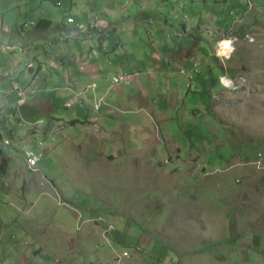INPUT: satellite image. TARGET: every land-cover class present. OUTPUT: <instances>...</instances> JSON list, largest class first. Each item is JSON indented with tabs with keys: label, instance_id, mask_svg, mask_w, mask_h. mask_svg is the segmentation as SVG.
<instances>
[{
	"label": "rangeland",
	"instance_id": "rangeland-1",
	"mask_svg": "<svg viewBox=\"0 0 264 264\" xmlns=\"http://www.w3.org/2000/svg\"><path fill=\"white\" fill-rule=\"evenodd\" d=\"M59 2L0 0V27L146 17L151 35L0 47V264H264V0H152L143 16L138 0ZM59 52L78 58L55 69Z\"/></svg>",
	"mask_w": 264,
	"mask_h": 264
},
{
	"label": "crops",
	"instance_id": "crops-1",
	"mask_svg": "<svg viewBox=\"0 0 264 264\" xmlns=\"http://www.w3.org/2000/svg\"><path fill=\"white\" fill-rule=\"evenodd\" d=\"M150 1H152V0H138V2H137V4H136V6L137 7H139V9H140V11L139 10H137V7L136 8H132V12H133V14L135 15V16H137L138 14V16H143L144 14H145V10H147L148 8H149V6H150ZM129 2H130V0H129ZM178 5H179V2H178ZM120 6H124V4H122V5H120ZM179 6H181V5H179ZM115 21H113V20H104V19H99V25H94V26H96V28L98 29V31H97V29H96V31H94V33L97 35H100L101 37H102V42L100 43V46L102 47V46H107V44H105L104 45V41L107 39V35L108 34H111V33H115L117 36H118V33H123V35H126V37H130V36H134L135 35V33H134V31H136L137 33H138V35H143V36H148V35H151L150 33H149V31H147L146 29H145V25H146V23H150L151 21L150 20H148L146 17H143V19H141L140 17L138 18V20H133V19H129L128 20V23H126V24H122V21H118V20H116L117 19V17L116 18H113ZM64 22V21H63ZM67 22H69V21H67ZM30 23L31 24H33V22L32 21H30ZM65 23V22H64ZM70 23H74V19H73V21L72 22H70ZM181 27H182V29H183V31L184 32H187L189 29H186V24H187V22H185L184 20H182L181 22ZM67 25H68V27H70L69 26V23H66ZM165 24H167V22H165ZM99 26H100V28H99ZM1 28H3V27H1ZM82 31L84 30L83 29V27L81 26V27H79ZM3 29H5V28H3ZM76 29L77 28H74L73 29V32H71V33H69L70 35H77L76 34ZM104 30L103 32H105L104 34H103V32L101 31V30ZM119 30H120V32H119ZM119 37H120V35H119ZM124 40H123V36L121 37V38H118V42H116V46H111L112 47V49H113V51H115V47H117V48H119L121 45H123L124 44V42H123ZM6 49H8L9 51H10V54H12L14 51H15V49H19L20 51H24L25 49L24 48H21V47H5ZM89 48H90V50L92 51V49H93V46H89ZM48 53V52H47ZM60 54L62 53V52H59ZM116 53V52H115ZM62 55V54H61ZM59 56V58H63V57H65V58H67V55L65 56V54L64 55H62V56ZM153 55H154V58L155 59H157V58H159L160 57V54H158V52H153ZM74 56V55H73ZM72 56V57H73ZM189 55H185V58H189L188 57ZM75 58H78V57H74L73 59H75ZM184 58V60L186 61V59ZM37 59V58H36ZM71 58H67V60L69 61ZM73 59H71L70 60V62L68 63V62H66L65 60H64V58H63V60H62V62H61V64H60V66H57L56 65V63L58 62V59L56 58V60H57V62H53L52 64L55 66V69H59V68H66V67H68L69 65L68 64H71L72 63V60ZM20 61L21 60H23V58L21 57L20 59H19ZM39 62H42V61H40V60H38V66L35 68V66L33 65V63L31 62V61H29V63L27 64L28 66L30 65L31 66V68H29V71H30V74H31V78H30V80H31V82L33 81V79L34 78H37L38 77V75H39V73L40 72H42V64L40 65L39 64ZM73 65H75V64H73ZM77 65L79 66V68H82L81 67V65L83 66L84 64H80V61H77ZM29 66V67H30ZM83 69L84 68H82V69H79V71H83ZM85 73V72H84ZM20 75H21V72H20V74L17 76V78H18V80L20 81ZM33 75V76H32ZM80 78V77H79ZM15 84H16V86L18 85V81L17 80H14L13 81ZM19 84H20V82H19ZM89 85V84H88ZM13 88H16V87H14L13 86ZM51 100H49V99H45V98H39V99H35V101H34V104L36 105V107H39V105H46V107H48V106H50V109L48 110V111H51V107L53 106L52 105V103L50 102ZM69 105V103L67 102V104L65 105H63L64 107H67ZM49 113V112H48ZM52 116V115H51ZM57 118H59V117H57ZM73 120L72 121H70L71 122V124H79V121H77L76 119L77 118H72ZM63 120H68V119H63ZM71 120V119H70ZM81 120V119H80ZM25 161H26V159H25ZM27 162V161H26Z\"/></svg>",
	"mask_w": 264,
	"mask_h": 264
},
{
	"label": "trees",
	"instance_id": "trees-1",
	"mask_svg": "<svg viewBox=\"0 0 264 264\" xmlns=\"http://www.w3.org/2000/svg\"><path fill=\"white\" fill-rule=\"evenodd\" d=\"M55 4H60L59 0H51ZM68 17V16H67ZM67 22H59L56 25L52 26L51 21L48 18L41 17L39 18L35 24L34 27L29 31L25 30L23 25H20L18 27H13L10 29H3L0 27V47H21L26 48V40L37 37V38H47L48 33L54 32L62 34L63 32H67L68 34L73 32V29L68 27L66 24ZM77 35H87V34H93L94 31H96V28L92 25H88L86 30H81L80 28L76 29ZM14 81V80H13ZM12 81V86L16 87V84ZM1 139V136H0ZM3 150L0 148V171L5 173L6 168L8 166V159L4 157ZM23 156V154H22Z\"/></svg>",
	"mask_w": 264,
	"mask_h": 264
},
{
	"label": "built area",
	"instance_id": "built-area-1",
	"mask_svg": "<svg viewBox=\"0 0 264 264\" xmlns=\"http://www.w3.org/2000/svg\"><path fill=\"white\" fill-rule=\"evenodd\" d=\"M66 21L72 22L73 17L68 16ZM107 78H109V77L107 76ZM112 81H114L116 83V81H118V80H112ZM13 89H15L17 91L18 96L23 95V90L20 88L19 85H18V87L13 88ZM5 143H8V141L6 140ZM43 143H44L43 141H35L33 144L30 143V144L26 145L28 152L31 153V163L25 164L28 169L34 170L36 164L42 159V157L44 155ZM138 250H140L139 247L134 248V251H138ZM120 256L129 257L130 252L127 249H125L122 251L121 255H119V258H120Z\"/></svg>",
	"mask_w": 264,
	"mask_h": 264
},
{
	"label": "bare ground",
	"instance_id": "bare-ground-1",
	"mask_svg": "<svg viewBox=\"0 0 264 264\" xmlns=\"http://www.w3.org/2000/svg\"><path fill=\"white\" fill-rule=\"evenodd\" d=\"M67 23H70V22H67ZM218 46H219V52L222 55H228V53L232 49L231 41L230 40H227V39L222 40L219 43ZM22 154H23V151H22ZM24 158L26 159V161H27L28 164L31 163V153L28 152V150H25V152H24Z\"/></svg>",
	"mask_w": 264,
	"mask_h": 264
}]
</instances>
